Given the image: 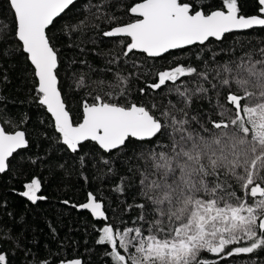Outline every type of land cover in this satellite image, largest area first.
I'll return each mask as SVG.
<instances>
[{
	"label": "snow or ice",
	"instance_id": "snow-or-ice-1",
	"mask_svg": "<svg viewBox=\"0 0 264 264\" xmlns=\"http://www.w3.org/2000/svg\"><path fill=\"white\" fill-rule=\"evenodd\" d=\"M6 3L12 19L0 23V66L16 57L30 65L31 103L51 119L48 127L53 135L44 132L43 136L63 153L50 170L58 168L70 175L79 167L78 175L87 183L85 172L91 163L105 169L97 178L118 177L113 192L134 193L132 203L124 199L112 209L115 222L109 218L105 201L92 192L85 203L72 205L87 210L102 224L96 229L95 243L105 248L106 264H236L237 258L241 264H261L264 38L253 43L251 34L264 31V0H256L257 14L250 16L240 13L238 0H220L216 9L203 0ZM123 16L129 21L123 22ZM61 21V37H57L53 29ZM90 32L94 35L87 42L95 43L96 36H102L119 49L114 55L106 54L103 69L88 65L90 72L112 74L114 83L103 94L85 93L81 118L74 121L63 95L57 40L80 37L83 43ZM235 34L244 39L233 42L224 61L225 41ZM214 42H218L216 47H210ZM193 47L197 50L188 60L184 53ZM85 51L80 47L81 53ZM169 56L173 59L164 70H154L153 64L148 67L154 73L143 71L147 60ZM131 77L138 82L151 78V82L136 89L133 96ZM86 79L81 73L76 87L83 88ZM0 82H8L6 70L0 71ZM205 99L210 103L208 110L194 108ZM3 101L0 96V111L7 112ZM13 121L9 113L3 124L18 129ZM26 123L25 114L19 124ZM88 141L93 142L94 153L84 152ZM29 148L26 131L9 132L0 126V174L10 170L14 154ZM27 162L35 165L38 159L27 157ZM119 162L125 166L123 175L116 167ZM43 183L33 175L18 195L37 205L48 199L42 193ZM49 227L55 234L51 223ZM0 239L13 245V255L23 251L28 264H54L51 259L38 260L10 232H0ZM0 264H12L2 250ZM58 264L85 262L74 257L61 258Z\"/></svg>",
	"mask_w": 264,
	"mask_h": 264
},
{
	"label": "trees",
	"instance_id": "trees-1",
	"mask_svg": "<svg viewBox=\"0 0 264 264\" xmlns=\"http://www.w3.org/2000/svg\"><path fill=\"white\" fill-rule=\"evenodd\" d=\"M125 2L130 3L131 0H125ZM203 2L211 4L213 9L220 7V0H203ZM238 5L240 13L245 16L257 14L256 0H238ZM113 11L119 12L120 9H113ZM11 19L12 16L6 0H0V23H10ZM65 19L67 20V17ZM128 21L129 17L123 16V22ZM62 23L63 21L57 23L56 28L53 29V33L57 37H61L59 29ZM101 28L106 29L107 25L101 24ZM93 35L92 32L88 33V36L83 38L85 41L83 43L80 37L64 36L57 40V47L60 50L59 55L62 60L60 78L63 95L74 121H79L81 118L80 104L86 98L85 93H90L91 96L103 94L105 91L111 90V85L114 83L112 74L104 76L99 72H90L88 65L92 69H103L106 65V54L114 55L119 49L110 42V38L102 36H96L95 43L87 42L88 38ZM261 38H264V31L257 29L255 33L251 34L253 43ZM242 39L244 36L240 34L229 35V39L225 41L226 51L221 54L224 61L228 59L230 54L227 49L233 46L235 40ZM217 43L214 42L210 47H216ZM69 44L79 45L86 51L81 53L80 47H69ZM236 47L239 51V46ZM196 50L193 47L184 53V57L191 60ZM172 59L173 57L169 56L154 62L147 60L143 71H153L154 73V70H164L169 66V61ZM73 60L77 63L72 64L71 61ZM82 60L86 61L87 64H80L79 61ZM153 64L154 70L148 67ZM66 69L71 70L66 72ZM4 70L8 75V82H0V96L4 97L3 103H7V112L0 111V125L9 132L26 131L30 140V148L19 151L18 155L14 154L15 158L11 159L10 170L0 175V232H10L13 238L18 237L24 248H30L38 260L51 259L54 264H58L61 258L80 257L85 264H106L105 248L95 243L97 239L96 229L102 227V224L94 220L87 212L78 211V208L72 207V205L85 203L88 192H92L98 199L105 201L109 209V218L115 222L112 209L116 208L124 199L128 203H132L133 191L129 190L126 196H120L113 192L112 188L118 181V177H110L104 180L97 178L105 169L103 167L94 168L91 163L87 165L85 172V175L89 177L87 183L78 175L79 167H76L70 175L63 173L58 168L50 170L52 165L56 163V157L62 156L63 153L55 151L56 146L43 136L44 132H47L48 136L53 135L52 130L48 127L51 119L45 110L31 103L33 84L30 65L21 57H16L13 60L2 62L0 71ZM81 73H84L87 79L83 88H77L75 81ZM130 79L133 96L136 95V89L151 82V78L148 80L141 79L139 82L135 77ZM88 98L90 99V97ZM158 102H160L159 98ZM0 107H2V103H0ZM194 108L208 110L210 103L207 99L202 102L197 101ZM9 113L14 118V124L19 125L18 129L3 124V120L8 118ZM25 114L27 115V123L19 124ZM212 115L214 119H218L214 113ZM42 120L44 121L43 124H41ZM83 150L94 153L93 143L85 142ZM27 157L37 158V164L32 165L27 162ZM68 163L72 164L73 162L69 160ZM116 167L119 174L123 175L125 172L124 164L119 162ZM33 175L39 176L44 181L42 193L48 197L45 201H39L37 205H32L26 198L18 195V192L23 190V183ZM64 200L70 201V204H63L62 201ZM122 211L123 206L116 211V216L119 217ZM8 213H12V216L10 217ZM49 223L55 228V234L50 229ZM12 247L13 245L7 240L0 239V250L9 254L12 264H28L23 251L17 250L13 255ZM236 264H241L239 258H237ZM261 264H264V257H261Z\"/></svg>",
	"mask_w": 264,
	"mask_h": 264
},
{
	"label": "water",
	"instance_id": "water-1",
	"mask_svg": "<svg viewBox=\"0 0 264 264\" xmlns=\"http://www.w3.org/2000/svg\"><path fill=\"white\" fill-rule=\"evenodd\" d=\"M48 114V113H47ZM50 116V114H48ZM1 126V125H0ZM90 142V141H88ZM93 143V142H91ZM21 151V150H20ZM5 174V173H4ZM0 175H3V174H0ZM78 211H81V212H87L88 214H90L87 210H84V209H78ZM91 216V215H90ZM92 217V216H91Z\"/></svg>",
	"mask_w": 264,
	"mask_h": 264
}]
</instances>
